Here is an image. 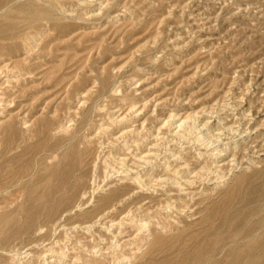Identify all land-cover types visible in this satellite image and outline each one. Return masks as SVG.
Returning <instances> with one entry per match:
<instances>
[{
	"label": "rangeland",
	"instance_id": "374dc122",
	"mask_svg": "<svg viewBox=\"0 0 264 264\" xmlns=\"http://www.w3.org/2000/svg\"><path fill=\"white\" fill-rule=\"evenodd\" d=\"M8 4L0 8V264H176L174 250L204 220L224 225L215 212L243 197L245 206L262 201L264 0ZM243 228L226 234V250L246 242Z\"/></svg>",
	"mask_w": 264,
	"mask_h": 264
},
{
	"label": "bare ground",
	"instance_id": "6f19581e",
	"mask_svg": "<svg viewBox=\"0 0 264 264\" xmlns=\"http://www.w3.org/2000/svg\"><path fill=\"white\" fill-rule=\"evenodd\" d=\"M12 0H0V8L2 7V6H4V5H6V4H8V3H10ZM16 3V2H15ZM9 5V4H8ZM13 5V4H12ZM19 11V10H18ZM23 13V12H22ZM26 16H38V14L36 15V13H34V12H28V14H27V12L26 13H24ZM44 14V13H43ZM8 16H14V14L11 12L10 14H7ZM31 24H33V23H31ZM29 25H27V27H28ZM8 28H9V30L10 29H12V26L11 25H8L7 26ZM26 27V28H27ZM23 28V27H22ZM25 28V27H24ZM8 30V31H9ZM20 30V29H19ZM24 30V29H23ZM6 31H7V29H6ZM8 31L6 32V33H8ZM12 31V30H11ZM2 32H5V31H2ZM1 32V33H2ZM10 32V31H9ZM16 31H14V33H15ZM17 32H19V31H17ZM12 34V33H11ZM10 34V35H11ZM24 34V33H23ZM16 35V34H15ZM26 35V34H25ZM28 35H30V34H28ZM8 36H9V34H8ZM12 36H13V34H12ZM24 36V35H23ZM20 37V36H19ZM18 37V38H19ZM32 37V36H31ZM7 38V37H6ZM1 39V38H0ZM11 39V38H10ZM13 39V38H12ZM19 40H24V38L22 39H19ZM19 40H17V41H19ZM4 41V40H3ZM25 41V40H24ZM24 41H22V42H24ZM26 42V41H25ZM3 43V42H2ZM21 43V42H20ZM20 43H17V44H20ZM28 43H29V41H28ZM12 44V43H11ZM25 44V43H24ZM23 44V45H24ZM16 45V44H15ZM21 45V44H20ZM8 46V45H7ZM18 46V45H17ZM5 47V46H4ZM10 46H8V48H9ZM13 48H15L16 49V47H14V46H12ZM5 48H7V47H5ZM7 48V49H8ZM2 49H3V47H2ZM7 49H5V50H7ZM10 49H12V48H10ZM9 49V50H10ZM24 49V48H23ZM14 50V49H13ZM17 50H19V49H17ZM21 65V64H20ZM30 65V64H29ZM28 65V66H29ZM17 67H19V65L17 66ZM22 69H23V66H22ZM14 70V69H13ZM27 71V70H26ZM11 72V71H10ZM18 72V71H17ZM19 72H22V70L21 71H19ZM26 73H28V72H26ZM22 74V73H21ZM12 75H14V74H12ZM19 75H20V73H19ZM19 75H18V80H19ZM25 75V73L23 74V76ZM5 78V77H4ZM11 79H13V78H11ZM1 81V80H0ZM14 81H15V79H14ZM17 81V80H16ZM24 81V80H23ZM6 82V81H5ZM16 83H19V81H17ZM3 85H4V82H2V83H0V89H3L4 87H3ZM10 85V84H9ZM1 99V98H0ZM3 99V98H2ZM1 101V100H0ZM2 102V101H1ZM0 102V103H1ZM3 103V102H2ZM1 103V104H2ZM0 104V105H1ZM4 106V105H3ZM9 106V105H8ZM2 109V108H1ZM18 118V117H17ZM12 120V119H11ZM22 120V119H21ZM45 120V119H44ZM18 121H19V118H18ZM47 121H48V117H47ZM27 122V121H26ZM185 122V121H184ZM13 123V122H12ZM14 123H15V121H14ZM13 123V124H14ZM52 123V122H51ZM11 124V123H10ZM46 124V121H45V123H44V125ZM47 124H48V122H47ZM52 124H54V123H52ZM51 124V125H52ZM19 125V124H18ZM21 125V124H20ZM49 125V124H48ZM50 125V126H51ZM27 126V125H26ZM63 126V125H62ZM180 126V125H179ZM182 126V125H181ZM28 127V126H27ZM65 127V126H64ZM9 128V131H11L12 132V134H15V131H16V127L14 126V125H10V127H8ZM7 128V129H8ZM21 128V127H20ZM45 128H46V126H45ZM51 128V127H50ZM49 128V129H50ZM181 128V127H180ZM6 129V130H7ZM40 129V128H39ZM48 129V130H49ZM65 129V128H64ZM5 130V131H6ZM21 130L22 129H20L19 131L21 132ZM52 130H53V128H52ZM38 131V130H37ZM33 132V131H32ZM44 133H45V130L43 131ZM49 132H51V131H49ZM6 133V132H5ZM22 134H23V132H21ZM20 133V134H21ZM7 134H8V131H7ZM18 134V133H17ZM39 134H40V132H39ZM38 134V135H39ZM47 134V133H46ZM51 134V133H50ZM42 135V134H41ZM5 136H6V134H5ZM4 136V137H5ZM16 136V138L15 139H17L18 137V135H15ZM25 136V135H24ZM20 137H23V136H20ZM27 137V136H26ZM46 137V136H45ZM48 137V136H47ZM46 137V138H47ZM7 138V137H6ZM24 138V137H23ZM4 139V138H3ZM20 139V138H19ZM42 139V138H41ZM44 139L45 138H43V141H44ZM67 139V138H66ZM7 140V139H6ZM78 140V139H77ZM2 141H5V140H2ZM39 141H41L40 139H39ZM57 141V140H56ZM81 141V140H80ZM27 142V141H26ZM60 142H62L61 140H60ZM63 142H64V140H63ZM68 142H70V141H68ZM16 143V142H15ZM19 143V142H18ZM39 143V142H38ZM46 143V142H45ZM44 142H43V144H45ZM57 143H59V142H57ZM66 143V142H65ZM75 143H77V142H75ZM74 143V144H75ZM82 143V142H81ZM7 144V143H6ZM5 143H4V145H2V146H5L6 145ZM35 144H37V143H35ZM55 144V143H54ZM42 145V144H41ZM68 145V144H67ZM80 145V144H79ZM18 146V145H17ZM22 146H24V145H22ZM28 145H26V147H27ZM33 146V145H32ZM31 146V147H32ZM37 146V145H36ZM35 146V147H36ZM71 146V145H70ZM70 146H68V147H70ZM72 146H73V144H72ZM30 147V145L28 146V148ZM34 147V148H35ZM40 147V146H39ZM42 147V146H41ZM40 147V148H41ZM6 148V147H5ZM5 148H3V149H5ZM38 148V147H37ZM54 148V147H53ZM72 148V147H71ZM70 148V149H71ZM74 148H75V145H74ZM74 148H73V150H74ZM0 149H1V147H0ZM3 149H1V151H3ZM23 149H25V147L23 148ZM39 149V148H38ZM37 149V150H38ZM42 149V148H41ZM80 149V148H79ZM7 150V149H6ZM35 150V149H34ZM77 150V149H76ZM0 151V152H1ZM21 151V150H20ZM69 151V150H68ZM5 152V151H4ZM15 152H17V151H15ZM31 152H33V151H31ZM66 152V151H65ZM84 152V151H83ZM13 153V152H12ZM19 153V152H18ZM22 153V152H21ZM28 153H30V152H28ZM77 153H78V151H77ZM1 154V153H0ZM4 154V153H3ZM6 155V154H5ZM14 155V154H13ZM12 155V156H13ZM15 156V155H14ZM64 156H66V155H64ZM67 156H68V154H67ZM78 155H75V157H74V159L77 157ZM69 157V156H68ZM68 157H66L67 159H68ZM2 158V157H1ZM3 158H5V157H3ZM14 158V157H13ZM17 159V158H16ZM11 162H12V160H10ZM9 161V162H10ZM75 161V160H74ZM8 162V163H9ZM10 162V163H11ZM15 162V161H14ZM17 162V161H16ZM63 162H64V160H63ZM73 162V161H72ZM77 162V161H76ZM5 163V162H4ZM2 164V163H1ZM7 164V163H6ZM14 164V163H13ZM13 164H12V166H13ZM3 165V164H2ZM10 165V164H9ZM9 165L7 166L8 168H9ZM15 165V164H14ZM74 165V164H73ZM72 166V165H71ZM67 168L69 167V166H66ZM1 168V167H0ZM7 168V169H8ZM14 168V167H13ZM67 168L65 169L66 171H67ZM75 168V167H74ZM10 169V168H9ZM28 169V168H27ZM79 169V168H78ZM13 170V169H12ZM62 170V169H61ZM69 170H70V167H69ZM7 171V170H6ZM5 171V172H6ZM14 171V170H13ZM65 171V172H66ZM72 171V170H71ZM70 171V172H71ZM16 172V171H15ZM29 172V171H28ZM57 172V171H56ZM55 172V173H56ZM61 172V171H60ZM59 172V173H60ZM2 173H4L3 171H2ZM12 173V172H11ZM54 173V174H55ZM67 173H68V171H67ZM67 173H66V175H67ZM25 174H26V172H25ZM28 174V173H27ZM70 174V173H69ZM73 174V173H72ZM8 175V174H7ZM9 175H11V174H9ZM8 175V176H9ZM45 175V174H44ZM49 175H51L50 173H49ZM65 175V176H66ZM54 176V175H53ZM52 176V177H53ZM67 177V176H66ZM3 178V177H2ZM1 178V179H2ZM48 178V177H47ZM60 178V177H59ZM54 178H52V180H53ZM65 179V178H64ZM17 180H19V179H17ZM16 180V181H17ZM24 180V179H23ZM50 180V179H49ZM55 180V179H54ZM6 181V180H5ZM8 181V180H7ZM64 180H62L61 182H63ZM67 181V180H66ZM76 181V180H75ZM53 182V181H52ZM57 182H58V179H57ZM56 182V183H57ZM60 181H59V184H54L51 188L49 187L50 185H49V183L47 184L48 186L47 187H49L50 188V191H49V193H46V194H49L50 195V197L53 195V193H56V191H59V188L61 187V183ZM175 182V181H174ZM240 181H238V184H240L239 183ZM3 183V182H2ZM72 183V182H71ZM79 183V182H78ZM193 183V182H192ZM22 184V183H21ZM24 184V183H23ZM50 184H51V182H50ZM3 185H5V186H7L8 187V185L7 184H3ZM70 185V183L68 184V186ZM76 185V184H75ZM145 186L147 185V184H144ZM10 186V185H9ZM43 187V186H42ZM150 187V186H149ZM157 187V186H156ZM161 187V186H160ZM234 187H236V186H234ZM45 188V187H44ZM69 188V187H68ZM67 188V189H68ZM144 188V187H143ZM146 188V187H145ZM162 189V188H161ZM161 189H159V190H161ZM232 189H233V187H232ZM36 190H39V187H38V189H36ZM43 190V189H42ZM46 190V189H45ZM47 190H49V189H47ZM46 190V191H47ZM73 190H74V188H73ZM154 190V189H153ZM158 190V189H157ZM166 190V189H165ZM164 190V191H165ZM229 190V189H228ZM255 190V189H254ZM164 191H163V193H164ZM168 191V190H167ZM170 191V190H169ZM171 191H173V190H171ZM42 192H44V191H42ZM66 192H67V190H66ZM157 192V191H156ZM251 192H253V190L251 191ZM250 192V193H251ZM36 193V192H35ZM41 193V192H40ZM40 193L39 194H37V195H40ZM158 193V192H157ZM168 193V192H167ZM228 193V192H227ZM34 193H32V195H33ZM44 194H45V192H44ZM44 194H43V196H44ZM45 194V195H46ZM66 195H67V193H65ZM61 195L62 194H60V197H61ZM64 195V194H63ZM65 195V196H66ZM158 195V194H157ZM162 195H166V193L165 194H162ZM168 195H169V193H168ZM167 195V196H168ZM174 195V194H173ZM228 196V194H225V196ZM47 196V195H46ZM160 196V195H159ZM170 196V195H169ZM175 196V195H174ZM224 196V197H225ZM234 196V195H233ZM232 196V197H233ZM261 197H263L261 200L262 201H256V202H253V201H251V204L252 205H248V206H245V201H243L244 200V197H243V199H240V203H242V205L241 206H239L238 208H230V209H226V210H224L221 214L220 213H217V212H215L216 214H219L220 216H221V218L223 219V224L224 225H216V224H209L208 223V220L207 219H209V218H207L206 220H204L205 222H204V227L202 228V229H200V231H198V233L196 234L195 233V235H194V233H193V235H191V237L188 239V240H185V241H182L180 244L181 245H179V246H181L180 248H178L179 249V251H175L174 250V252H177V253H179L180 254V259L178 260V262H176V264H264V240H260V241H256L255 239H257V238H254L255 236H256V234H255V232H257L258 231V229L257 228H260V227H262L263 226V228L262 229H264V218H262V219H260V220H258V221H256L255 220V218H256V215H258V214H260V212H261V210H262V207H263V205H264V192H263V194L262 195H260ZM40 197V196H39ZM38 197V198H39ZM50 197H48V199L50 198ZM64 196H62V198H63ZM69 197V196H68ZM173 197V196H172ZM176 197V196H175ZM178 197V196H177ZM223 197V198H224ZM34 198V197H33ZM36 198V197H35ZM44 198V197H43ZM47 198V197H46ZM167 198V197H166ZM169 198V197H168ZM174 198V197H173ZM57 199V198H56ZM60 199V198H59ZM64 200H65V197L63 198ZM68 199V198H67ZM178 199V198H177ZM230 199H233V198H230ZM37 200V199H36ZM64 200H62V201H64ZM170 200H171V198H170ZM173 200V199H172ZM223 200H227V197H226V199H223ZM33 201V200H32ZM35 201V200H34ZM33 201V202H34ZM41 201V200H40ZM57 201V200H56ZM179 202L181 201L180 199L178 200ZM30 202H31V200H30ZM59 202V201H58ZM58 202H56V203H58ZM61 202V201H60ZM220 202H221V204H222V201L220 200ZM27 203V202H26ZM37 203V202H36ZM42 203V202H41ZM56 203H52L51 205H54V204H56ZM184 203V202H183ZM29 204V203H28ZM43 204V203H42ZM41 204V205H42ZM61 204V203H60ZM164 204V203H163ZM169 204V203H168ZM189 204V203H188ZM218 204V203H217ZM216 204V205H217ZM230 204V203H229ZM30 205H32V203L30 204ZM33 205H35L34 203H33ZM37 205V204H36ZM161 205V204H160ZM182 205V204H181ZM232 205V204H231ZM38 206V205H37ZM174 206V205H173ZM227 206V205H226ZM25 207V206H24ZM40 207V204H39V206H38V208ZM42 207V206H41ZM52 207H54V206H52ZM167 207H170V206H167ZM179 207V206H178ZM36 208V207H35ZM37 208V209H38ZM25 209V208H24ZM26 209H27V207H26ZM34 209V208H33ZM31 210V211H34V210ZM166 209V208H165ZM184 209V208H183ZM219 209V208H218ZM29 210V209H28ZM168 210V209H167ZM171 210V209H170ZM175 210V209H174ZM26 211V210H25ZM30 211V212H31ZM35 211H37L36 209H35ZM177 211V210H176ZM183 211V210H182ZM30 212H28V214L30 213ZM41 212V210L39 209V211H38V213H40ZM159 212V211H158ZM174 212V211H173ZM26 213V212H25ZM157 213V212H156ZM161 213V212H160ZM170 213V212H169ZM213 213V212H212ZM212 213H210V214H212ZM36 215H37V212L35 213ZM34 214V215H35ZM168 214V213H167ZM174 214V213H173ZM238 215V216H242L241 217V219H239V220H235V219H231V215ZM27 215V214H26ZM159 215V214H158ZM161 215V214H160ZM162 215H165V214H162ZM161 215V216H162ZM214 215V214H213ZM12 216V215H11ZM38 216H39V214H38ZM156 216V215H155ZM160 216V217H161ZM178 216V215H177ZM179 216H181V215H179ZM178 216V217H179ZM25 217V216H24ZM27 217V216H26ZM37 217V216H36ZM163 217V216H162ZM176 217V216H175ZM178 217H177V219H178ZM208 217V216H207ZM214 217H215V215H214ZM217 217V216H216ZM32 218H33V216H32ZM213 218V217H212ZM258 218V217H257ZM3 219V218H2ZM2 219H0V220H2ZM25 220H27L26 218H24ZM29 226H31L30 225V220H31V217L29 216ZM138 219V218H137ZM259 219V218H258ZM8 220H9V218H8ZM37 220V219H36ZM135 220V219H134ZM162 220V219H161ZM169 220V219H168ZM38 221V220H37ZM36 221V223H38ZM139 221V220H138ZM158 221H159V219H158ZM174 221H175V219H174ZM181 221V220H180ZM219 221V220H218ZM3 222V221H2ZM142 222V221H141ZM161 222V221H160ZM163 222H164V220H163ZM163 222H161V223H163ZM168 222V221H167ZM24 223V222H23ZM158 223V222H157ZM169 223H170V220H169ZM172 223V222H171ZM216 223H217V221H216ZM239 223H242V224H244V228L243 229H241V234L240 235H243L244 237H246L247 239H246V242L245 243H243V244H240V245H236V246H238L237 248H230V249H228V250H226L227 249V246H226V244H225V242H226V239H227V235L226 234H230V233H232L234 230L237 232L238 230H239ZM160 223H158V225H159ZM163 224H165V223H163ZM167 224V223H166ZM166 224L165 225H162V226H166ZM173 224H175V223H172V225ZM139 225V222H135V224H134V226H138ZM157 225V224H156ZM160 225V226H161ZM168 225V224H167ZM178 225H179V222H178ZM26 227H28L27 225H25ZM161 226V227H162ZM174 226V225H173ZM33 227H35V226H33ZM106 227V226H105ZM122 227V226H121ZM120 227V228H121ZM222 227H223V229L224 230H221V232L219 231L220 229H222ZM32 227H30L29 229H31ZM119 228V229H120ZM135 228V227H134ZM137 228H139V227H137ZM160 228V227H159ZM167 227H165L164 229H166ZM34 229L35 228H33V231H34ZM124 229H125V227H124ZM128 229V228H127ZM152 229V228H151ZM155 229V228H154ZM153 229V230H154ZM168 229H170V226L168 227ZM133 230V229H132ZM137 230H139V229H137ZM163 230V229H162ZM130 231V230H129ZM156 231V230H155ZM158 231V230H157ZM165 231V230H164ZM224 231H225V233H224ZM264 231V230H263ZM237 233H239V232H237ZM112 234V233H111ZM124 234H126V233H124ZM124 234H122V235H124ZM132 234H134L133 232H132ZM138 234V233H137ZM136 234V235H137ZM148 234V233H147ZM147 234H146V237H147ZM150 234H151V232H150ZM148 235V236H151V235ZM109 235V234H108ZM114 235V234H113ZM116 235V234H115ZM139 235V234H138ZM153 235V234H152ZM112 236V235H111ZM110 236V237H111ZM120 236H121V234H120ZM128 236V235H127ZM140 237V236H139ZM143 238L142 240L143 241H145L144 239H147V238ZM112 238V237H111ZM116 238V237H115ZM119 239H122V238H119ZM134 239V238H133ZM138 239V238H137ZM260 239H261V237H260ZM129 240V239H128ZM140 240V239H139ZM245 240V239H244ZM117 241V240H116ZM134 241V240H133ZM248 241V242H247ZM111 242V241H110ZM118 242V241H117ZM116 242V243H117ZM120 242V241H119ZM125 242H127V241H125ZM125 242H124V248H125ZM130 242V241H129ZM112 243V242H111ZM137 243V242H136ZM146 243H147V241H146ZM164 243H165V240H164ZM130 244V243H129ZM133 244V243H132ZM139 244H140V241H139ZM175 244H177V243H175ZM234 244V243H233ZM48 245V244H47ZM119 245V244H118ZM121 245V244H120ZM131 245V244H130ZM137 245V244H136ZM141 245H142V243H141ZM156 245V244H155ZM154 244H153V246H155ZM133 246V245H132ZM163 246V245H162ZM119 247V246H118ZM126 247H127V249H129V247L130 246H127L126 245ZM136 247V246H135ZM140 247V246H139ZM156 247V246H155ZM242 247H245V250L244 251H242L241 250V248ZM113 248V247H112ZM138 248V247H137ZM169 248L170 249H172L173 247H172V245L171 246H169ZM115 249V248H114ZM160 249V248H159ZM158 249V250H159ZM111 251L113 250V249H110ZM116 250H117V248H116ZM116 250H115V252H116ZM130 250H132L131 248H130ZM136 250V249H135ZM167 250V249H166ZM137 251V250H136ZM160 251V250H159ZM169 251V250H168ZM53 252H55V251H53ZM118 252H119V250H118ZM125 252V251H124ZM128 252H130V251H128ZM174 252H173V254H174ZM113 253V252H112ZM111 253V254H112ZM122 253V252H121ZM126 253V252H125ZM58 254H60V253H58ZM118 254V253H117ZM116 254V255H117ZM128 254V253H127ZM133 254H136L135 252L133 253ZM139 254V253H138ZM222 254H225L226 256H229V259H227V260H225L226 262H224V260L223 259H221V255ZM102 255V254H101ZM100 255V256H101ZM103 255H105V254H103ZM113 255H115V254H113ZM120 255V254H119ZM132 255V254H131ZM137 255V254H136ZM109 256V255H108ZM120 256H123L122 254L120 255ZM124 256H126L125 254H124ZM123 256V257H124ZM128 256V255H127ZM134 256V255H133ZM173 256V255H172ZM179 256V255H178ZM45 257V256H44ZM61 257V256H60ZM81 257V256H80ZM89 257V256H88ZM97 256H95V258H96ZM122 257V258H123ZM129 257H131V256H129ZM92 258V257H91ZM101 258H102V256H101ZM106 258V257H105ZM111 258V257H110ZM116 258V257H115ZM125 258H127V257H125ZM134 258H136V257H133L132 259H130V258H127V261H130V260H133ZM87 259V258H86ZM98 259V258H97ZM117 259H118V257H117ZM130 259V260H129ZM171 259V258H170ZM54 260V259H53ZM91 260V259H90ZM94 260V259H93ZM114 260H116V259H114ZM122 260V259H121ZM126 260V259H125ZM124 260V262H126ZM75 261V260H74ZM88 261V260H87ZM96 261V260H95ZM89 262V261H88ZM91 262V264H92V262L93 261H90ZM97 262V261H96ZM95 262V263H96ZM99 262V261H98ZM97 262V263H98ZM120 263H121V261H119ZM123 262V263H124ZM94 263V262H93ZM94 263V264H95ZM119 263V264H120ZM152 263V262H151ZM81 264V263H80ZM125 264V263H124ZM157 264H159V262L157 263ZM162 264V263H161ZM174 264V263H173Z\"/></svg>",
	"mask_w": 264,
	"mask_h": 264
}]
</instances>
